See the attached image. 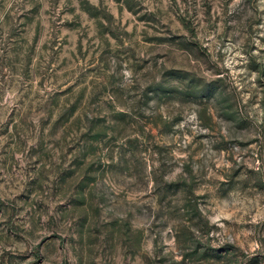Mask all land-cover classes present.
<instances>
[{
	"label": "rangeland",
	"instance_id": "obj_1",
	"mask_svg": "<svg viewBox=\"0 0 264 264\" xmlns=\"http://www.w3.org/2000/svg\"><path fill=\"white\" fill-rule=\"evenodd\" d=\"M0 264H264V0H0Z\"/></svg>",
	"mask_w": 264,
	"mask_h": 264
}]
</instances>
